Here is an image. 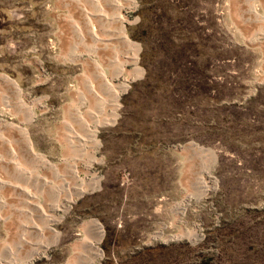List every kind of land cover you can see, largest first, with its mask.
Wrapping results in <instances>:
<instances>
[{"label":"rangeland","instance_id":"obj_1","mask_svg":"<svg viewBox=\"0 0 264 264\" xmlns=\"http://www.w3.org/2000/svg\"><path fill=\"white\" fill-rule=\"evenodd\" d=\"M95 5L0 0V158L14 154L19 168L0 161L15 185H0V263H24L18 237L40 239L25 224L42 219L22 210L16 186L48 207L40 179L64 201V186L95 177L27 264H67L90 221L97 264H264V0H132L119 25L131 61L106 35L118 25L86 16ZM90 27L106 38L95 49ZM91 62L124 86L113 107ZM84 124L85 145L74 136Z\"/></svg>","mask_w":264,"mask_h":264},{"label":"bare ground","instance_id":"obj_2","mask_svg":"<svg viewBox=\"0 0 264 264\" xmlns=\"http://www.w3.org/2000/svg\"><path fill=\"white\" fill-rule=\"evenodd\" d=\"M94 2L98 6L97 7L98 9L95 10L94 12H92L90 10L87 11L86 16L87 17L90 16L92 19H95V18L99 19V20L101 19L103 24H105V25H111L112 23L117 24L118 27H117L116 31L110 30L106 35L116 39L118 42H120L122 45H124L126 47L127 52L129 54V58L128 59L126 58V59L128 61H131L132 60V48H131L130 44L126 41V39L124 38L123 34L121 33V31L119 29V25H120V22L125 19V18H123L122 14H121L122 10L124 9V7L130 6L132 3V0H94ZM247 13H248V10H247ZM84 15H85V13H84ZM254 15L256 16V12L253 8H251L249 16L255 18ZM90 28H89L90 29L89 33L92 34L93 39H94V42H93L94 46H92V47H93V49H95L98 46V44H100V41L103 39H106V38H100V36H97L96 35L97 33H95L93 31V27H90ZM77 30H78V34L81 35V30L79 28H77ZM91 63H92V65L96 71V74L99 76L100 81H102L101 84H103L106 87L107 92H109V94L112 98L111 99L112 102H110V103H111V106L113 107V104L115 102L117 95L120 94V92L123 90L124 86L123 85L115 86L112 84H108L105 81L104 77L102 76V74H101L100 70L98 69L97 65L95 64V62H91ZM120 66H121V64L118 63L117 64V71L119 68H121ZM2 78H3V81H6L10 84L12 90H14L15 93L18 92L17 89L15 88L14 84L6 76H2ZM106 120L107 119L104 118L103 121H106ZM99 122L102 123V120ZM84 130H86V135L83 136L84 137L83 139H82V137L76 136L74 134L73 135L77 138L78 141H80L81 143L84 142L86 144L87 142L90 141L89 131L91 129H89V127L86 124H84ZM19 134L23 139L24 153L27 156H29V158L32 159L34 162H39V163H41V165H43L45 162L40 158V156L38 154H36L32 150V148L29 145V142L25 139L24 134L21 131ZM83 144H81V145H83ZM11 153L13 154L12 151H11ZM13 157H14V154L10 160L6 161V160H3L0 158V161L5 162V164H7L8 167H10L11 171L17 172V171H19L18 170L19 168H17L18 167L17 163L15 162V159ZM70 172H71V176L74 178V180H77L76 177L78 175H77L76 170L71 169ZM95 179H96L95 177H92L90 179V182L88 184H85V185H84V182H82V181L78 182L75 186L72 187L73 189H70V190L67 188V186H64L62 189V190H64V194H61L64 197L63 198L64 201H61L60 196L58 195L59 193H62V192H60L59 188L54 187L52 185H51V187H49V186H47L48 185L47 180L40 179V180H42L41 185L46 187L47 191L52 196L53 201H55L53 204H50L48 207H43L42 205H40L37 202V198H35L31 194H29L26 190L22 189L21 187L16 186L17 189L22 190L21 192H23L26 196H28V198L26 197L27 200L24 201L26 206L22 210L24 212L28 213V215H30V216L31 215L39 216L43 222V224L41 226L39 224H35V223H31L30 225L25 224L26 228L33 229V230H28V232L39 235L40 239L30 243L29 240H27L24 235L18 237L19 238L18 245H17V247L16 246L15 247L16 248H19L21 246H22V248L27 247L26 250L28 251L26 258L24 260L23 259L21 260L22 262H24L23 264L30 263L35 258L40 257L41 254L43 255V253L48 249V246L50 243L43 236H44V234L45 235H47V234L52 235L51 231L47 228V225L55 223L59 220V216H56V212L61 211L63 208H65L68 201L72 198H75L78 195L80 190H88V188L92 189L94 184H95ZM1 184H3V185L5 184V185H8L10 187L15 188V185L12 186L11 184L6 183L5 181L2 180V178H0V185ZM181 210H182V208H181ZM86 226L89 229L90 233L87 234V236H84L83 238L77 240L76 242H74L70 245L71 246V253H70L69 259L67 261V264H97L100 253L97 250L95 244L100 240L101 232H100L99 227L94 222H91V221L87 222ZM41 237H43V238H41ZM8 250H10V249L8 248ZM14 261H15V259L10 258L9 261H6V262L12 263ZM16 261H17V259H16Z\"/></svg>","mask_w":264,"mask_h":264}]
</instances>
